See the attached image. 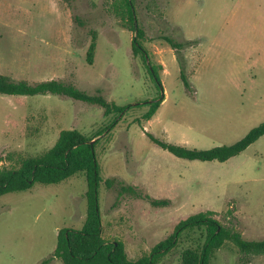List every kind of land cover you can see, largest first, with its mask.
Instances as JSON below:
<instances>
[{
    "label": "rangeland",
    "instance_id": "1",
    "mask_svg": "<svg viewBox=\"0 0 264 264\" xmlns=\"http://www.w3.org/2000/svg\"><path fill=\"white\" fill-rule=\"evenodd\" d=\"M149 59L158 69L164 100L149 120L131 109L100 138L97 156L103 180L119 176L166 206L118 196L99 186L103 236L122 240L128 256L149 253L177 224L199 211L234 226L247 239H264V135L226 161L183 159L149 136L189 147L232 144L264 122V0H132ZM125 0H0V73L17 80L59 79L104 95L120 105L159 95L141 54ZM97 34L94 62L87 52ZM195 40L176 50L161 35ZM114 115L96 104L57 94L0 93V167L52 148L64 129L92 137ZM87 179L75 174L58 183L0 196V264H39L51 256L61 228L81 229L87 219ZM205 230L182 233L158 264H181L182 252L200 248ZM231 242L211 264H264V254L240 261ZM51 264H64L55 259Z\"/></svg>",
    "mask_w": 264,
    "mask_h": 264
},
{
    "label": "trees",
    "instance_id": "2",
    "mask_svg": "<svg viewBox=\"0 0 264 264\" xmlns=\"http://www.w3.org/2000/svg\"><path fill=\"white\" fill-rule=\"evenodd\" d=\"M70 1V0H67ZM127 18L136 32L133 38V52L141 54L148 72L157 86L159 95L153 99L135 104L120 105L109 100L98 88L95 93H88L73 83L59 79H48L38 82L17 80L0 73V93L9 95L57 94L96 104L104 109L105 115H114L112 121L92 137L80 130L64 129L55 145L46 152L23 158L18 167H0V196L14 191L30 189L35 183H58L75 174L84 173L87 179V219L81 229L61 228L57 235V246L53 254L43 259L39 264H51L55 259L64 264H158L178 244L182 233L188 229H204L205 240L200 248L189 247L182 252L181 264H211L214 252L220 249L226 241H231L240 251V261L250 262L251 255L264 254V239H247L234 226H229L215 217L213 210L199 211L181 220L175 230L155 244L149 253L137 259H131L122 240L109 242L103 236V221L100 210L99 186L102 181L109 189L116 190L118 196L134 195L147 199L152 205L166 206L169 199H157L144 195L139 187L129 184L119 176L107 177L103 180L97 156L100 138L97 136L112 130L131 109L148 105L149 108L141 117L135 119L141 124L142 119L149 120L156 113L164 100L163 85L160 79V65L150 59L142 39L146 37L145 30L138 24L134 2L125 0ZM177 52L182 67V78L191 88L184 71L182 50L188 45L197 43L195 40L178 41L171 35H161ZM97 34L94 32L92 42L87 52V62H94ZM264 135V122L253 127L243 138L232 144L216 145L211 148H196L168 142L153 134L150 138L164 149L169 150L179 158L202 161H226L240 154L249 145ZM94 140V141H93Z\"/></svg>",
    "mask_w": 264,
    "mask_h": 264
},
{
    "label": "water",
    "instance_id": "3",
    "mask_svg": "<svg viewBox=\"0 0 264 264\" xmlns=\"http://www.w3.org/2000/svg\"><path fill=\"white\" fill-rule=\"evenodd\" d=\"M94 141V140H93Z\"/></svg>",
    "mask_w": 264,
    "mask_h": 264
}]
</instances>
